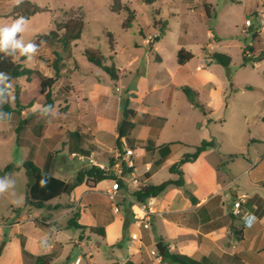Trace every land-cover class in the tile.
<instances>
[{
	"label": "crops",
	"instance_id": "0c3cea01",
	"mask_svg": "<svg viewBox=\"0 0 264 264\" xmlns=\"http://www.w3.org/2000/svg\"><path fill=\"white\" fill-rule=\"evenodd\" d=\"M180 45L184 48L185 41ZM260 48L262 53L254 54L258 64L264 62V46ZM214 52V46L207 43L184 64L178 58L168 64L158 54L155 60L159 64L152 70L141 72L135 65L126 72V68L116 66L115 82L125 91L121 97L126 106L123 119L131 124L126 136L117 143V130L115 144L106 149L105 133L102 139L92 134V140L86 141L76 133L70 135L73 147L67 149L81 166L65 181H73L78 171L92 167L90 159L106 167L109 158L115 162L124 152L123 139L134 150L131 171L144 186L182 179V186L172 184L149 199L156 212L149 229L135 224L134 212L138 217L141 213L133 208L129 194L131 213L127 227L123 207L119 212L111 208L110 214L106 208H99L97 199L106 196L111 179L93 188L83 183L71 194H64L69 196V202H55V198L38 208L25 200L24 209L15 207L7 219L0 215V246L5 242L0 264H37L38 256H48L50 264H75L78 257L83 258L80 264H179L169 258H162L159 263L154 260L149 250L159 243L166 252L188 256L200 264H264V177L252 175L258 158L249 154L247 159L244 154L225 152L222 147L224 121L219 110L224 109L225 103L223 82L210 67L217 62L212 58ZM183 87L193 89L195 97L190 98ZM98 129L105 132L107 128L98 123ZM204 141L212 143L196 159L170 169ZM76 154L85 160L74 158ZM66 164L57 169L59 174L65 173ZM21 171L18 167L9 175ZM262 172L264 169L257 175ZM242 196L245 201L237 209L235 202ZM68 204L72 206L69 208ZM75 213H79L74 222L80 228L70 225ZM72 228L76 233H71ZM134 232L143 239L144 247L139 253L129 251L130 234Z\"/></svg>",
	"mask_w": 264,
	"mask_h": 264
},
{
	"label": "rangeland",
	"instance_id": "374dc122",
	"mask_svg": "<svg viewBox=\"0 0 264 264\" xmlns=\"http://www.w3.org/2000/svg\"><path fill=\"white\" fill-rule=\"evenodd\" d=\"M22 1L0 0V24L25 17L27 31L22 37L17 36L25 44L50 31L63 35L71 21L83 22L84 29L81 38L71 44V56L75 61L67 60L66 67L61 69L60 77L50 89L54 107L47 113H33L41 110L46 102V93L42 92L40 81L33 72L21 78L18 91H13L11 82L8 90L3 92L12 107L18 104L24 107H18L21 114L13 113L9 122L0 121V170L8 165L22 170L0 177V182L9 185L7 191L0 194V215L7 219L14 214L15 207L25 208L28 176L24 162L32 161L44 172L69 179L81 166L71 158V133L85 141L92 140V134L102 139L105 133L108 138L104 139L107 143L104 148L109 149L115 144L116 132L125 120L123 110L126 106L121 98L125 91H117L115 80L87 60L84 55L87 48L99 49L106 58V65L114 63L126 68V72L135 65L141 72L152 70L159 64L155 60L158 54L168 64L173 60L177 62L181 41H185L183 47L194 55L207 43H211L216 51L229 54L232 58L229 67L217 62L210 64L213 73L223 82L225 106L219 110L224 121L222 147L225 152L244 154L247 159L249 154L253 159L258 158L252 175L264 177V172L257 175L264 169V62L258 64V59L254 58V54L262 53L260 46H264V33L258 29L264 0H27L31 2L27 9L21 5ZM129 18V26H125ZM247 20L251 22L248 28L245 27ZM255 32L259 35L256 39ZM54 37L56 41L61 38ZM43 50L47 59L55 58L51 49L45 47ZM18 55L21 56L19 51ZM59 55L64 58L60 52ZM24 58L21 63L25 66L38 70L45 77L55 76L54 68L50 63H42L37 52L31 59ZM125 82L129 83L128 76ZM5 83L6 80L0 87L3 88ZM247 85L255 89H245ZM1 97L2 93L0 104ZM28 113L32 115L28 125L23 123L16 131ZM98 123H104L105 132L96 130ZM79 143L76 142L83 145ZM74 158L80 156L76 154ZM109 160L108 173L114 175ZM64 162L67 166L62 175L57 169ZM68 199V195H63L55 202ZM127 201L126 198L116 201L120 210L123 207L124 214ZM97 205L100 209L106 208L110 214L112 203L107 196L98 198ZM75 230L72 228L71 233H76ZM70 250L73 252L75 248Z\"/></svg>",
	"mask_w": 264,
	"mask_h": 264
},
{
	"label": "trees",
	"instance_id": "16d2710c",
	"mask_svg": "<svg viewBox=\"0 0 264 264\" xmlns=\"http://www.w3.org/2000/svg\"><path fill=\"white\" fill-rule=\"evenodd\" d=\"M21 5H24L25 8L27 9L28 7L31 6V2L27 0H23L21 2ZM129 22H130V18L128 20V24L126 23L125 26H129ZM83 29H84L83 22L71 21V24H69L68 26V30H66L65 34L60 35L61 38H59L57 41L55 40L54 36L57 37L60 36H58V34L55 31H50L48 34H40L35 38L34 42L38 45L37 56L42 63L44 64L50 63V65L55 70L54 77H45L38 70L31 69L25 66L23 63H21L25 58L24 56L18 55V50L9 55H6L4 52H0V73H4L7 76L5 86L3 87L5 91L8 90V85H10L11 82L14 85L13 91H18L19 84L22 83L21 78L32 72L35 73L38 77V80L40 81V88L42 92L46 93V102L44 103L41 110L35 111L33 113L34 114L47 113L50 109L54 107V98L52 97L50 89L55 84L57 78L60 77L61 69L66 67L67 60L73 59V62L75 61L74 58L71 56L72 55L71 44L73 40L81 38ZM257 37L258 35L255 32L254 38L256 39ZM181 42L183 43L184 41ZM39 46H43V47L39 48ZM45 47L52 50V52L55 54L54 59H47L45 57V53L43 50ZM59 52L60 54L64 55V58L59 55ZM84 53L88 61H90L91 63L95 64L98 67H101L111 76L112 79L115 80L118 78V69L116 65L114 63H111L110 65H106L105 64L106 58L99 49L87 48ZM177 58L180 64H184L193 58V54L188 50H186L185 48H181L177 52ZM212 58L221 65H223L224 67H229L232 61V58L229 54L218 51L212 54ZM28 80H30V78ZM246 89L253 90L255 88L253 86H246ZM183 91L190 98H193V95L195 94V91L189 87H183ZM196 105L200 107L202 110H204L202 105L199 104ZM18 107H24V106L18 104L16 105V107H12L9 101L5 100V95L2 93L1 104H0V121H5V122L9 121L13 113L21 114V111L17 109ZM125 114H127V111ZM31 117L32 115L28 113L26 118L20 121V124L16 130L18 131L22 127L23 123H25V125H28L29 121L31 120ZM129 125H131L130 122H128L126 119L123 120L118 130L117 143H119L121 139L126 136L127 134L126 132L128 131ZM73 136L74 133H71V137ZM211 143L212 142H207V141L202 142L198 147H196L195 152L185 154L183 158L179 162L174 164L170 169L172 171L176 170L184 163L196 159L209 145H211ZM115 163L116 161L114 162V160L111 159L109 165L111 167H114ZM23 167L25 168L26 174L28 176V196L26 198V203L34 205L38 208L43 207L47 202L51 201L52 199L58 198L64 194H71L76 187H78L83 183H86L90 188H93L98 183L106 179H112L115 177V175H110L109 173H107L104 168L92 166L90 168H86L84 170L79 171L73 181H65L63 179L54 176L51 173L42 171L32 161L24 162ZM14 169L15 168L11 165L6 166L4 169L0 170V177L1 178L6 177ZM131 169L127 171L132 172ZM179 173L180 175H182V172ZM172 184L182 186L183 181L180 178L177 181L169 180L159 185L143 186L140 188V190L130 193V196L138 203H146L150 198L157 197L158 195H160V193L165 191L168 188V186ZM188 195L190 196L192 201H196V198L193 195L189 193ZM130 213H131V205L127 204L125 210L126 227L129 222ZM78 215L79 213H76L73 216V218L71 219L73 222H70V225L71 226L74 225L80 228L82 226L77 222H74L75 218ZM4 243L5 242H3L0 246V255L4 247ZM24 253L27 254V251L24 250ZM162 258H169L172 261L179 264H200L199 261H196L188 256L179 255V254H170L168 252H166L165 255H162ZM50 261L51 259L48 256L37 257V264H50Z\"/></svg>",
	"mask_w": 264,
	"mask_h": 264
},
{
	"label": "built area",
	"instance_id": "2783aa9c",
	"mask_svg": "<svg viewBox=\"0 0 264 264\" xmlns=\"http://www.w3.org/2000/svg\"><path fill=\"white\" fill-rule=\"evenodd\" d=\"M261 18L259 20V31H264V11H261ZM251 22L247 20L245 27H250ZM249 54L248 56H250ZM122 86H118L116 88L117 91H120ZM124 152L119 155L120 157L116 159V163L114 165L113 171L115 177L111 179V186L105 190V195L108 197L110 202L112 203V208L114 211L119 212V206L116 201L119 199H128L127 194L132 193L134 191L140 190L143 187L142 181L133 173L127 170L133 168V155L134 150L128 146V143L125 139L122 141ZM81 157V156H80ZM81 160H85L84 157H81ZM90 164L93 166H97L100 168H104L106 172L110 171V169L101 164H97L93 159L89 160ZM245 196H242L237 202H235V208L241 207L242 203L245 201ZM133 204V208H137L141 213V216L138 217L135 213V224L141 229H149L151 227V221L153 216L156 214L154 208L152 207L149 200L146 203H138L133 198L129 200ZM237 212V211H236ZM143 239L141 235L137 232L130 234V247L129 251L131 253H139L143 249ZM149 254L154 258L158 263L162 259V255L159 250L154 247L149 250ZM82 257H78L75 260V264H80L82 261Z\"/></svg>",
	"mask_w": 264,
	"mask_h": 264
},
{
	"label": "clouds",
	"instance_id": "9594fccd",
	"mask_svg": "<svg viewBox=\"0 0 264 264\" xmlns=\"http://www.w3.org/2000/svg\"><path fill=\"white\" fill-rule=\"evenodd\" d=\"M19 2L20 0H17V3ZM27 26L28 21L23 16L13 19L11 23L0 24V52L9 55L18 50L21 56L31 59L38 51V45L34 41L25 44L22 38L17 39L18 34L22 37L27 31ZM6 79V74L0 73V84H3ZM4 91L5 89L0 87V93ZM8 187V184L0 182V194L6 192Z\"/></svg>",
	"mask_w": 264,
	"mask_h": 264
},
{
	"label": "water",
	"instance_id": "95a60500",
	"mask_svg": "<svg viewBox=\"0 0 264 264\" xmlns=\"http://www.w3.org/2000/svg\"><path fill=\"white\" fill-rule=\"evenodd\" d=\"M156 247L159 250V252L161 253V255H165L166 248L164 246H162V243L157 244Z\"/></svg>",
	"mask_w": 264,
	"mask_h": 264
}]
</instances>
